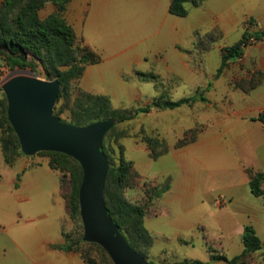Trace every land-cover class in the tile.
<instances>
[{
	"label": "rangeland",
	"instance_id": "1",
	"mask_svg": "<svg viewBox=\"0 0 264 264\" xmlns=\"http://www.w3.org/2000/svg\"><path fill=\"white\" fill-rule=\"evenodd\" d=\"M4 1L0 0V9ZM218 1L221 0H210V5L213 7ZM225 1L229 3L238 20L225 23V35L223 29L217 26L207 29L206 32L200 29L194 31L192 43L188 45L186 52L192 57L191 66L194 73L191 77L188 78L186 75L172 77L155 70L139 73L141 87L144 88L142 97L131 100L121 90L115 75V67L121 68L123 78L131 80L133 66L132 68L129 66L132 62L129 60L130 57L142 53L146 55L148 61H152L155 51L162 45L159 37L137 42L125 53L107 47L105 55L115 57L107 58L101 64L104 65L101 77H92L95 78L94 87L97 90L102 92L107 88L116 89L117 98L112 100L108 96L112 108L115 109H135L157 99L176 101L191 97L212 83L210 91L205 93L206 102H196L191 106L176 109H154L150 113L140 114L132 120L118 123L103 141L111 164L118 165L122 159L132 163V171L127 178L123 195L133 204H149L145 227L156 241L153 251L156 253L166 248L170 259L175 262L206 261L211 255L208 249L210 247L214 254H225L228 257L237 254V248L243 245L242 239L238 237L232 240L230 234L232 226L242 219L243 214L239 208L249 202L257 206L262 203L260 198L250 193L249 187L242 185V174L235 169L239 156L236 149L231 146V135L240 131L224 134L218 127L220 122L231 114L232 104L236 103L238 106L241 104L238 102L237 93L248 95L264 85L262 65L264 36L260 40L250 38L244 47L242 58L229 64L217 79H214V76L227 47L241 41L245 33L264 32V28L258 25L255 18L259 13L264 14V0ZM22 5L23 3L18 4L17 8H21ZM46 6L39 11L41 19H45L42 16L46 13ZM133 6L134 8L126 9L125 13L120 15L119 22L116 19L114 22L111 18L110 23L109 21L106 23H109L110 27L115 23L112 29L118 26L135 29L136 34L133 36L138 41L147 37L143 34H149L150 30L159 27L162 18L159 21L154 18L155 24L149 25L142 18L148 13L144 4L137 2ZM174 16L169 13V18ZM163 27L168 28V23ZM112 29L98 33L96 29L91 28L89 33L92 38L111 41L114 38ZM223 44L228 46L220 48ZM25 54L26 61L33 62L35 68L19 65L13 67L9 64L7 55L0 53V87L14 71H23V74L36 75L44 80H55L48 78V64H44L29 51ZM93 67L96 69L100 66L95 64ZM82 77L72 81L70 97L61 99L57 105V113L65 122H72L73 103L80 89H83ZM253 83L258 84L250 89ZM4 94L0 91V104L4 100ZM6 132L7 126L3 122L0 105V137L5 136ZM186 140L195 141L178 146ZM24 157L30 160L29 166L46 164L56 172L52 174L56 179L55 186L63 190L67 201L73 187L71 168L52 169L49 166L51 157L45 154ZM230 158L234 159V164H230ZM185 173H191L192 177L186 179ZM53 177L42 183L40 188L51 189L54 186ZM167 181L171 184V190L151 200L154 189L166 184ZM230 195H234L235 198L233 206L230 203L232 200ZM62 213L65 214L64 211ZM64 222L67 235L75 238L83 235L79 217H69L68 212V216L65 214ZM179 231L186 237L192 236L194 245L178 244L174 236ZM259 232L264 240V225L259 227ZM87 249L91 250V257L97 262L105 256L98 246L84 248ZM148 261L151 264H162L153 258H149Z\"/></svg>",
	"mask_w": 264,
	"mask_h": 264
},
{
	"label": "crops",
	"instance_id": "2",
	"mask_svg": "<svg viewBox=\"0 0 264 264\" xmlns=\"http://www.w3.org/2000/svg\"><path fill=\"white\" fill-rule=\"evenodd\" d=\"M137 2L144 4L148 9V13L145 12L147 14L142 18L149 25L155 24L154 18L156 21L162 18L159 27L150 30L149 34L142 33L147 37L138 41L133 36L134 33L136 34L135 29L119 26L112 29L115 23L109 26L111 18L114 22L115 19L119 22L120 15L125 13L126 9L134 8L133 4ZM210 4V0H205L198 7L189 5V14L186 17L169 18L170 0H71L65 12V18L73 26L82 44L90 47L101 59L96 64L100 67L96 69L93 67L95 64L86 66L81 80L82 88L88 92L107 95L112 100L117 98V91L114 88H107L101 92L94 87L95 78L92 77L103 75L104 65L101 64L105 62V59L115 57V55L107 57L105 49L108 47L125 53L137 42L148 41L152 37H159L162 45L155 51L152 61H148L146 55L142 53L130 57L129 60L132 62L129 66L130 68L133 66L131 80L123 78L121 68L115 67V75L121 90L131 100L142 97L144 88L141 87L139 73L155 70L172 77L184 75L191 77L194 73L191 66L192 57L186 52L188 45L192 43L194 31L200 29L206 32L207 29L217 26L223 29L225 35V23L238 20L227 1H218L213 7ZM46 9L43 18L55 12L56 7L48 4ZM255 18L258 25L264 28V14L259 13ZM106 21L109 23L107 24ZM165 23H168V28L163 27ZM91 28L96 29L98 33L105 32V29H112L114 38L111 41L92 38L89 33ZM129 36L133 37L128 38ZM226 46L228 45L223 44L220 48ZM262 65L264 66V61ZM214 79H217L216 74ZM236 95L241 104L239 103L238 106L233 103L231 114L217 127L224 134L240 131L238 134L231 135V146L236 149L239 156L235 169L242 174V185L249 187L250 177L247 170L264 171V122L260 120L261 117L264 118V85L248 95L242 93ZM229 162L234 164V159L230 158ZM29 163L30 160L22 156L15 164L8 165L0 145V264H88L79 252L62 249L66 242L64 217L65 214L68 216V208L63 190L55 186L56 179L52 174L56 172L46 164L29 166ZM51 176L54 186L51 189L40 188L42 183L51 179ZM184 176L186 179L192 177L191 173H185ZM250 193L252 194L251 190ZM230 197L232 199L230 203L233 206L234 195ZM257 198L262 201L259 206L249 202L239 208L243 214L242 219L232 226L230 235L232 240L238 237L242 239L244 227L248 224L253 225L262 241L263 250L253 253L252 264H264V240L259 232V227L264 225V196ZM174 239L181 245H194L195 242L192 236L186 237L181 231L176 232ZM153 241L148 259H156L162 264L180 263L170 259L166 248L154 253L153 248L156 244L154 238ZM237 249L238 253L232 257L214 254L215 252L213 254L231 259L243 252L244 244ZM203 262L228 264L225 261L212 260V254Z\"/></svg>",
	"mask_w": 264,
	"mask_h": 264
},
{
	"label": "trees",
	"instance_id": "3",
	"mask_svg": "<svg viewBox=\"0 0 264 264\" xmlns=\"http://www.w3.org/2000/svg\"><path fill=\"white\" fill-rule=\"evenodd\" d=\"M70 1L5 0L0 9V53L7 55L9 64L13 67L17 65L36 67L33 62H23L17 57L26 51L41 59L44 64H48V78L57 79L61 84V91L54 108V115L59 119L61 118L57 113V105L61 99H68L70 97L72 81L83 76L86 66L97 64L101 60L100 56L90 47L82 44V40L76 36L73 26L65 18V12ZM204 1L170 0L169 12L177 17H186L189 14V5L198 7ZM20 3H23V5L18 9L17 5ZM48 4L55 5L56 10L47 18L41 19L39 11ZM263 36L264 32L245 33L241 41L227 47L223 53L216 78L223 73L230 63L242 58L244 47L247 46L250 38L254 37L256 40H260ZM257 84L253 83L250 89L255 88ZM211 87L212 83L205 90L198 91L196 95L191 97H184L176 101L157 99L146 106L135 109L112 108L111 100L107 95L91 94L80 89L73 103L71 123L75 125H87L99 120L115 119L118 124L123 121L132 120L140 114L150 113L154 109L165 110L191 106L196 102H206L205 92L209 91ZM0 105L3 122L7 126L6 135L0 137V145L5 162L8 165H13L18 158L25 156V154L21 149L19 138L8 119L6 94H4V100L1 101ZM61 120L64 121L63 119ZM260 120L264 122L263 117ZM195 140H186L179 143L178 146L194 142ZM103 151L110 163L105 188V200L109 213L114 222L119 225L120 231L128 239L131 246L148 259L150 249L154 244L152 235L145 227V217L149 204H133L123 195L127 178L132 171V163L122 159L118 165H113L104 147ZM37 154L50 156L49 166L52 169L71 168L73 172V187L67 200L68 212L69 217H79L81 219L79 189L83 179V170L79 162L71 156L59 152L42 151ZM247 173L250 177L249 188L252 194L256 197L264 196V171L258 172L248 169ZM170 188L171 184L169 181L155 188L151 200L161 197ZM83 236L84 228L83 235L80 238L71 237L65 233L66 242L62 246V249L64 251L79 252L88 264H114L103 247L96 243L85 242ZM242 240L244 244L243 252L231 259L223 255H214V250L210 247L212 260L225 261L228 264H252L253 253L263 250L262 241L253 225L248 224L244 227ZM87 246H98L105 255L103 259L97 262L91 257L90 249L84 250ZM177 264H207V262L191 260Z\"/></svg>",
	"mask_w": 264,
	"mask_h": 264
},
{
	"label": "water",
	"instance_id": "4",
	"mask_svg": "<svg viewBox=\"0 0 264 264\" xmlns=\"http://www.w3.org/2000/svg\"><path fill=\"white\" fill-rule=\"evenodd\" d=\"M26 61V54L17 56ZM6 94L8 119L26 156L38 152L64 153L79 162L83 179L79 189L83 240L99 244L114 264H151L135 250L109 213L105 200L109 160L103 141L117 120H99L87 125L65 122L54 115L61 91L56 80L14 71L0 87Z\"/></svg>",
	"mask_w": 264,
	"mask_h": 264
}]
</instances>
